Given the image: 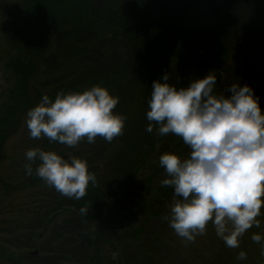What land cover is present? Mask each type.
<instances>
[{"label":"trees","instance_id":"obj_1","mask_svg":"<svg viewBox=\"0 0 264 264\" xmlns=\"http://www.w3.org/2000/svg\"><path fill=\"white\" fill-rule=\"evenodd\" d=\"M7 11L13 15V19L22 24L31 20L34 31L29 32L24 27L17 29L12 27L10 31L16 38L14 47L0 53L2 77L5 82H10L7 86L8 91L5 90L4 93L13 103L21 105L17 109L10 105L9 109L0 115V125H5L0 134V154L5 151V143L12 134L10 132L13 130L14 124H16L15 127L18 126L17 120L22 112L35 106L44 95H47L50 100H55L58 92L45 93L35 89L32 93L34 95L32 100L31 88L29 86V90L27 89L22 78L26 75H40L41 65L49 57L48 54L51 53L52 48L58 44H62L63 48L74 49L73 52L66 55L57 54L55 60L48 63L50 73L57 71L60 76L57 80L61 84L59 92L64 94L73 91L83 93L97 84L108 89L111 95L119 97V103L114 108L117 111L113 112L127 117L125 132L130 130L134 133L136 132L133 131L134 129H141L148 133L146 127L149 122L145 113L150 110L148 107V101L151 99L149 85L153 84V81L163 83V76L169 74L168 81L178 84L190 80V76L195 79L209 66V73L216 76L214 87L217 86V92L214 91V94L230 96L231 93L226 89L233 83H239L240 86L248 85L253 89L255 96L259 97L261 112L264 114V0H15ZM58 12L68 13V15L56 21H50L49 16L56 15ZM42 16L55 23L51 28V33L47 34L48 37L37 35V31L42 29ZM11 22L13 23L12 20ZM74 31L81 41L75 40L74 36H71ZM61 32L66 34L61 40L54 38L56 33L60 37ZM25 48L35 51L31 67H28L24 61L22 51ZM233 50L243 53L245 58L240 76L233 72L231 65L229 66L227 62L230 51ZM183 67L185 68L182 69ZM188 67L191 68V71L195 70L193 75L187 73ZM175 71L179 74L170 78ZM33 81L36 82L34 76ZM141 134L134 136L139 137ZM150 136L148 138L150 141L158 140L160 142V150H162L164 142H168L165 148L167 150L169 142L175 141L167 139V136L176 137L171 133L157 137L155 130ZM85 143H88L86 137L79 144L83 146ZM97 144L96 142L89 144L92 151L95 150ZM181 144L177 141L171 145L177 150ZM44 147L43 150L54 151L60 156L64 150L69 148L71 154L81 159H89L83 152L72 151V147L59 142H50L49 139L45 141ZM178 151L181 152V150ZM112 152L107 154L103 160H110L114 155ZM98 159V157L95 159L94 164ZM89 163L87 164L88 171L91 174ZM132 165L134 168L137 167L135 163ZM93 167L96 168V166ZM113 167L107 171L106 177L113 180L118 176L124 177L125 174L130 177V180L124 181L120 189L116 190L118 193L114 195V198H119L124 197V193H126V199L124 197L122 203L125 206L128 203L129 206L132 199L128 200V196L135 173L127 163H120L117 170V166ZM132 174H134L133 179ZM13 176L19 181L21 188L28 187L31 180L38 177L35 175V170L32 175L24 172L21 175L22 178L19 173ZM143 180L146 182L148 178L144 177ZM1 182L7 186L5 181ZM104 186L103 191L107 190L108 192V185ZM150 188L153 186L151 185ZM130 194L134 198V195ZM104 198L99 197L98 200ZM162 198L166 197L161 196L160 199ZM158 202H160L159 199ZM114 206L119 207L115 200ZM73 207L68 210V207L65 208L66 214L72 209L70 212L72 214L67 216L69 223H66L67 221L60 223L59 221L58 225L53 228L55 234L59 229L62 232L60 236L67 238L66 236L72 232L70 230L83 226L81 220H83V216L87 218L88 215L84 213L78 215L79 209L76 212ZM5 208L9 209L10 206L8 208L6 205ZM157 213L158 211H155L153 217ZM35 217L32 219V225L28 227L33 230V233L28 237L29 240H33L36 236L40 239L42 231L47 230L50 225L41 226L36 233L34 224L41 220V216L35 215ZM65 225L66 229L62 230V226ZM87 227H89V222ZM144 227L145 225L141 224L139 227H135L130 234L126 232L124 234L111 233L109 239L118 243L125 237L136 239L139 233L143 234ZM87 236V234L77 233V238ZM153 239L155 241L157 237ZM63 241V239L57 241L55 248L51 246L48 249V251L55 252L57 259H63L66 254L75 256L84 254L86 259L82 260V264H94L89 248L88 251L81 246L83 242L79 241L77 245L72 244L73 246L69 245L71 248H65ZM94 243L97 242L94 241ZM142 243L137 241L134 245L140 246ZM41 245L39 243L34 249L27 246V250L32 251L25 256H34V254L39 256L40 251L46 250V247L42 250ZM87 245H90V242H87ZM94 246L96 247L97 244ZM117 248L116 246V249H113L114 256L118 253L120 255L121 250ZM101 251L103 256L99 257L100 262L101 259L110 256L108 252H103V249ZM176 260L177 258L174 263ZM100 262H96V264Z\"/></svg>","mask_w":264,"mask_h":264},{"label":"rangeland","instance_id":"obj_2","mask_svg":"<svg viewBox=\"0 0 264 264\" xmlns=\"http://www.w3.org/2000/svg\"><path fill=\"white\" fill-rule=\"evenodd\" d=\"M14 1L15 0H0V53L8 51L10 47H14L13 44L16 42V38L12 36V32L10 31L12 27L16 29L24 27L28 29L29 32L34 31L31 20L30 22L26 21L22 24L20 21L13 19V15L8 13L7 9L14 4ZM67 15L68 13L61 14L58 12L56 15L49 16V20L56 21ZM41 18L42 29L37 31V35L48 37L47 34L51 33V28L55 23L46 20L43 16ZM24 24L27 25L25 26ZM75 32L76 31H74L71 36H74L75 40L81 41L80 37L77 36ZM56 34L54 38L57 40H61L63 35H66L64 32L60 33V37ZM73 51L74 49L63 48L62 44H58L56 47L54 46L51 53L48 54L49 57H47L41 65L40 75H26L22 78L27 89L29 90V86L31 88L30 96L32 100L34 97L32 94L34 89L42 90V92L45 93L51 91L60 93L61 84L57 81L60 76L57 71L50 73L48 63L55 60L57 54L66 55ZM22 53L24 54L25 64L31 67L35 58V51L31 50V48H25ZM239 53L243 55V53ZM228 59L229 61L227 62L230 66L231 53ZM244 59L245 58H243L242 62ZM209 68L210 66L204 69V72L198 74L195 79L192 78L193 76H190L191 79L185 82L175 84L171 81H167V83L177 89L187 88L191 82L203 79L210 74L208 71ZM243 68L244 64L242 65V70ZM194 71V69L191 71V68H187V73L190 75H193ZM178 74L179 73L175 71L170 78H174ZM33 76L36 82L33 81ZM9 83L5 82L0 69V115L3 111L9 109L10 105L14 106L16 109L21 106L19 103H13L4 93L5 90L8 91L7 86ZM149 86L151 91L152 84ZM214 91L215 93L217 92V86L214 87ZM52 101L54 102V100ZM40 102L41 101L35 106L39 105ZM30 109L22 112L21 116L19 115V120H17L18 126L15 127L16 124H14L13 130L10 132V134H12L5 143V151L0 154V264H82V260L86 259L84 254H76L77 256L66 254L63 259H57L55 252L48 251L51 246L55 248L57 241H61V239L64 240L63 245L66 246L65 248H71L69 245H77L79 241L83 242L81 246L87 250L89 248L91 259L94 264L100 262L99 257L101 255L103 256L101 249H103V252H108L110 256L106 259H101L99 264H264V255H262L264 240H262L261 243H256L251 239L253 233L264 236V206L261 208V215L257 217V219L261 221V227L256 228L253 226L246 231L240 238L238 248L227 247L225 242L216 235L211 221L206 226L203 235L196 236L194 242H188L175 233L174 229L169 226V220L164 219L165 216L170 217L174 189L170 186L161 187V181L168 177L164 168L159 164V158L162 154L170 153L176 154L181 160H184L190 156L191 152V149L185 145L182 138L178 136L175 138L167 136V139H174L175 141L169 142L167 150H165V148L168 142H164L163 148L160 150V142L158 140L150 141L148 139L151 137L150 134L141 131V129H134L133 131H136L134 133L130 132V130L125 132L124 129L123 135L115 137L111 142H107L104 138L97 136L95 142L98 144L93 151L89 145L92 143H85L83 146H81L82 144H78L72 147V151H81L86 154V157H89V159H81L71 154L69 148L64 150L62 154L66 153L68 157L79 158L86 161L87 164L90 162L89 167L91 169V174H94L97 179L96 186H93V184L89 182L86 195L79 200L62 195L54 187H50L39 177H35L31 180L30 185L25 187L27 189L21 188L19 186V181H17L13 175L19 173L22 178L21 175L24 174V172L26 173L24 168V165L27 163L25 157L26 151L35 148L43 150V148H45V141L48 139L46 137L40 139L31 138L26 123L27 112ZM113 111L117 110L113 109ZM4 128L5 125H0V134ZM7 131H10V129H7ZM136 134L141 135L136 137L134 136ZM180 140H182V142H180ZM177 141H179V144H182L176 150L172 148L173 146L171 144ZM157 145H159V147H157ZM178 150H181V152ZM111 151L114 152L112 158H110V160H103ZM97 157L99 159L96 164H94ZM120 163L129 164L135 173L134 179V174H132L134 182L130 192L134 195V198H132L129 193L128 200L132 199L130 200L131 205L129 206L128 203L126 206L122 203L124 197L126 199V193H124V197L121 196L119 198H114V195L118 193L116 190L120 189L122 183L124 181H129L130 177L127 174H125L124 177L118 176L114 180L110 177H106L107 171H110L113 166L118 167L116 170L119 169ZM133 163L137 166L136 168L133 167ZM38 164L39 161L33 164V170H35ZM93 166H96L97 169ZM144 177L148 178V181L146 180L145 187L139 189L140 184L144 182ZM27 178L30 179V177ZM1 181H5L7 186H4ZM105 184L108 185V192L107 190L103 191ZM151 185L153 188L150 189ZM161 196H165L166 198L160 199ZM99 197L105 198L98 200ZM113 199L119 207L114 206ZM158 199L160 202L157 203ZM103 200H105V202H102ZM6 205H8V208L10 206V208H5ZM81 206L89 209L86 213L88 215L87 218L83 216L85 219L82 218L83 220H81L83 226L81 228L76 227L74 230L68 229L72 232L66 236L67 238L60 236L62 232L59 229L55 234V231H53L54 226L58 225L59 221L60 223L66 222L68 220L67 216L72 214H70L72 209L66 214L65 208L68 207V210L73 207L76 212L79 209L77 214L81 215ZM155 211H158V213L153 217ZM35 215L41 216V220L34 224L36 233L41 226L46 227L47 224L50 225L47 230L42 231V237L40 239L36 236L33 240H29L28 237L33 233V230L28 227L32 225V219L36 218ZM88 222L89 227H87ZM66 223H69V221ZM141 224L145 225L143 234L139 233L136 239L125 237L120 243L109 239L111 233L124 234L126 232L130 234L135 227H139ZM57 227L60 228L59 226ZM63 229H66V225L62 226V230ZM80 229L83 230L79 231ZM77 233L87 234L88 236L77 238ZM155 237H157V239L154 241L153 238ZM94 241L97 243H94ZM137 241L143 243L140 246H135L134 243ZM87 242H90V245H87ZM39 243L42 244L41 249L43 250V248L46 247V250L40 251V254H38V252L37 254L39 256L34 254V252H32L34 256H25L32 251L29 249L27 250V246L34 249ZM96 244L97 246L95 247L94 245ZM116 246L121 252L120 255H118V253L114 256L115 252L113 249H116ZM241 251L246 253V259L244 260L237 259ZM176 258V263H174Z\"/></svg>","mask_w":264,"mask_h":264},{"label":"clouds","instance_id":"obj_3","mask_svg":"<svg viewBox=\"0 0 264 264\" xmlns=\"http://www.w3.org/2000/svg\"><path fill=\"white\" fill-rule=\"evenodd\" d=\"M168 80L165 74L163 83L153 81L146 131L155 130L157 137L170 133L181 137L191 152L184 160L170 153L159 158L168 177L161 187L174 189L170 217L164 219L188 242L203 235L211 221L226 246L238 248L246 231L261 227L257 217L264 206V114L259 97L250 86L239 83L226 89L230 96L214 94L213 73L187 88L177 89ZM118 103L119 97L99 84L83 93H57L54 102L44 95L27 112V128L33 139L46 137L69 147L85 137L88 143L97 136L111 142L123 135L127 120L113 112ZM25 157L28 175L39 161L35 175L66 197L79 200L89 182L97 185L87 162L79 158L65 159L40 148L27 150ZM80 211L86 214L87 208ZM251 239L261 243L264 236L253 233ZM237 259H246V253L239 252Z\"/></svg>","mask_w":264,"mask_h":264},{"label":"water","instance_id":"obj_4","mask_svg":"<svg viewBox=\"0 0 264 264\" xmlns=\"http://www.w3.org/2000/svg\"><path fill=\"white\" fill-rule=\"evenodd\" d=\"M241 59L242 57L236 53L232 54V66L234 69V72L239 74L240 73V68H241ZM143 187V185H141Z\"/></svg>","mask_w":264,"mask_h":264}]
</instances>
